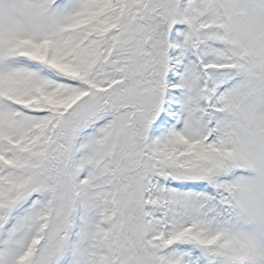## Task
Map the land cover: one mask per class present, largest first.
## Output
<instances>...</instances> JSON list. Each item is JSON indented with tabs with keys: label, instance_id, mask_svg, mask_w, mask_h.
Masks as SVG:
<instances>
[{
	"label": "snow or ice",
	"instance_id": "obj_1",
	"mask_svg": "<svg viewBox=\"0 0 264 264\" xmlns=\"http://www.w3.org/2000/svg\"><path fill=\"white\" fill-rule=\"evenodd\" d=\"M0 264H264V0H0Z\"/></svg>",
	"mask_w": 264,
	"mask_h": 264
}]
</instances>
